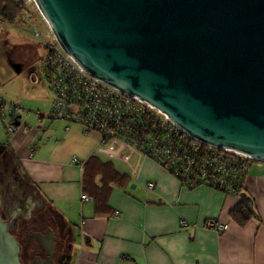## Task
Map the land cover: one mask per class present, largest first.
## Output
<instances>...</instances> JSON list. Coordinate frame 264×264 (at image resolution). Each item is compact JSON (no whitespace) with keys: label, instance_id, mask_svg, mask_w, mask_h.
<instances>
[{"label":"water","instance_id":"water-1","mask_svg":"<svg viewBox=\"0 0 264 264\" xmlns=\"http://www.w3.org/2000/svg\"><path fill=\"white\" fill-rule=\"evenodd\" d=\"M34 2L89 75L150 103L207 144L264 162V0ZM19 203L6 205L8 219L0 213V264H23L10 220L28 218L31 203ZM28 236L44 253L32 264H56L53 230Z\"/></svg>","mask_w":264,"mask_h":264},{"label":"crops","instance_id":"crops-1","mask_svg":"<svg viewBox=\"0 0 264 264\" xmlns=\"http://www.w3.org/2000/svg\"><path fill=\"white\" fill-rule=\"evenodd\" d=\"M25 47L34 50L31 40ZM14 128L2 146L63 225L69 264H264V162L229 194L188 187L135 152L127 161L98 154L97 132L46 112ZM242 201L252 216L240 226L229 212ZM208 219L227 229L206 228Z\"/></svg>","mask_w":264,"mask_h":264},{"label":"built area","instance_id":"built-area-1","mask_svg":"<svg viewBox=\"0 0 264 264\" xmlns=\"http://www.w3.org/2000/svg\"><path fill=\"white\" fill-rule=\"evenodd\" d=\"M15 20L34 39L44 53L40 70L53 97L51 117L78 122L88 131L99 134L97 153L127 161L130 153L147 156L167 167L177 178L191 177L202 184L235 194L243 187L249 168L260 160L225 147H215L191 136L164 112L137 96H129L89 75L60 45L34 0H22ZM34 6L45 28L39 29L32 19ZM13 118L21 109H8ZM5 118V114H1ZM13 133L14 125L6 128ZM181 177V178H180ZM193 182H190L192 184ZM148 188L153 183H147ZM81 199L91 198L82 194ZM206 228L219 232L227 223L208 219Z\"/></svg>","mask_w":264,"mask_h":264},{"label":"rangeland","instance_id":"rangeland-1","mask_svg":"<svg viewBox=\"0 0 264 264\" xmlns=\"http://www.w3.org/2000/svg\"><path fill=\"white\" fill-rule=\"evenodd\" d=\"M29 7L33 10L34 23L43 30L45 23L42 17L33 5L29 4ZM26 34L28 35L15 23L0 24V101L3 103L0 108V145L8 141L6 128L10 124L13 125V118L8 112L10 106L14 105L21 109L19 114L21 120L27 115L38 114L39 111L49 113L52 103L53 94L45 82L40 62L37 60L44 52L43 45L39 40L32 36L30 39ZM29 40L34 47L32 52H28L25 47ZM2 113L5 114V118L2 117ZM34 128L38 129V126ZM47 209L50 215L54 214L49 206ZM48 224L49 228L55 229L53 222L50 221ZM26 244L30 251L28 264H31V257L38 253V246L34 239H28Z\"/></svg>","mask_w":264,"mask_h":264},{"label":"flooded vegetation","instance_id":"flooded-vegetation-1","mask_svg":"<svg viewBox=\"0 0 264 264\" xmlns=\"http://www.w3.org/2000/svg\"><path fill=\"white\" fill-rule=\"evenodd\" d=\"M29 198L31 203L30 216L28 218L17 217L16 223L10 220V232L21 245L20 260L23 264H28L30 251L26 244L28 239H34L38 246V253L40 257H44L38 241L33 236H28L29 231L45 233L48 227V222H53L55 229L53 233L56 237L55 240V254L53 259L56 264H69V251L65 241V231L63 225L59 222L58 217L49 214L47 205L37 193L35 188L29 184L25 179L23 173L19 169L12 152L7 147L0 145V200L3 205L0 208V213L3 218L8 219V211L6 205L20 204L19 201L23 198ZM17 211L16 214H18ZM12 214H15L12 212ZM19 214H22L19 213ZM55 217V218H54ZM31 226V228H29ZM49 228V227H48ZM34 229V230H33ZM62 249L64 252H62ZM31 257V264H32Z\"/></svg>","mask_w":264,"mask_h":264},{"label":"trees","instance_id":"trees-1","mask_svg":"<svg viewBox=\"0 0 264 264\" xmlns=\"http://www.w3.org/2000/svg\"><path fill=\"white\" fill-rule=\"evenodd\" d=\"M21 2L22 0H0V23L6 22L9 24H13L21 10V7H22ZM178 180L182 184L188 187L200 185V184H194L195 179H192L191 177L181 178ZM190 182H193V183L190 184ZM229 216L235 223H237L240 226H243L252 216V212L249 209V207L242 201V202H239L237 205H235L230 210ZM62 252H64L63 249H62Z\"/></svg>","mask_w":264,"mask_h":264}]
</instances>
